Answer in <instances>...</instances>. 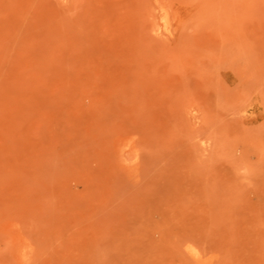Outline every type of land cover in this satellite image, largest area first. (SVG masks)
<instances>
[{
  "label": "rangeland",
  "instance_id": "374dc122",
  "mask_svg": "<svg viewBox=\"0 0 264 264\" xmlns=\"http://www.w3.org/2000/svg\"><path fill=\"white\" fill-rule=\"evenodd\" d=\"M0 264H264V0H0Z\"/></svg>",
  "mask_w": 264,
  "mask_h": 264
}]
</instances>
